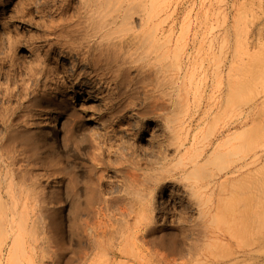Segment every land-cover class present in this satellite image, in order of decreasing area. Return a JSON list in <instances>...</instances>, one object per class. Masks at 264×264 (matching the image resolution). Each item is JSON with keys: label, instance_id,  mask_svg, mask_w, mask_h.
Returning <instances> with one entry per match:
<instances>
[{"label": "rangeland", "instance_id": "obj_1", "mask_svg": "<svg viewBox=\"0 0 264 264\" xmlns=\"http://www.w3.org/2000/svg\"><path fill=\"white\" fill-rule=\"evenodd\" d=\"M263 238L264 0H0V264H264Z\"/></svg>", "mask_w": 264, "mask_h": 264}, {"label": "bare ground", "instance_id": "obj_2", "mask_svg": "<svg viewBox=\"0 0 264 264\" xmlns=\"http://www.w3.org/2000/svg\"><path fill=\"white\" fill-rule=\"evenodd\" d=\"M124 5V4H123ZM121 7H122V5H121ZM144 17V16H143ZM120 18V17H119ZM118 19V18H117ZM120 20V19H119ZM117 21V20H116ZM115 23V22H114ZM110 26H111V24H110ZM166 26V25H165ZM168 26V25H167ZM166 26V27H167ZM165 28V27H164ZM163 30H165V29H163ZM133 37H134V35H133ZM133 41V40H132ZM214 142V141H213ZM212 148V147H211ZM178 150V149H177ZM204 152V151H203ZM205 153H206V151H205ZM205 155V154H204ZM202 157H204V156H202ZM201 158V157H200ZM199 158V159H200ZM198 159V158H197ZM202 159V158H201ZM186 167V166H185ZM184 171V170H183ZM173 175V174H172ZM159 182V181H158ZM158 184V183H157ZM147 200V199H146ZM150 209V208H149ZM141 223H143V222H141ZM160 224H161V222H160ZM111 226V225H110ZM134 226V225H133ZM140 226V225H139ZM144 226V225H143ZM103 227V226H102ZM129 227V226H128ZM137 227V226H136ZM134 228V227H133ZM142 228V227H141ZM144 228V227H143ZM142 228V229H143ZM90 229V228H89ZM126 229V228H125ZM137 229V228H136ZM133 230V229H132ZM126 231V230H125ZM143 231V230H142ZM145 231V230H144ZM135 232V231H134ZM130 233V232H129ZM90 234V233H89ZM92 234V233H91ZM143 234H144V232H143ZM130 235V234H129ZM226 235V234H225ZM90 236V235H89ZM136 236V235H135ZM133 238H134V236H133ZM226 239V238H225ZM264 239V238H263ZM130 241V240H129ZM133 241V240H132ZM92 242V241H91ZM134 242H135V240H134ZM232 242H233V240H232ZM130 243V242H129ZM235 243V242H234ZM112 245V244H111ZM130 245H131V243H130ZM114 246V245H113ZM147 246V245H146ZM137 247V246H136ZM135 247V248H136ZM93 248V247H92ZM116 248V247H115ZM138 249V248H137ZM142 248H140V250H141ZM143 250V249H142ZM119 251H120V249H119ZM133 251V250H132ZM136 251V250H135ZM134 252V251H133ZM145 252H147V251H145ZM110 253V252H109ZM124 254V253H123ZM261 254V253H260ZM3 255V254H2ZM127 256V255H126ZM135 256V255H134ZM262 256V255H261ZM126 258V257H125ZM167 258H168V256H167ZM170 258H172V257H170ZM260 258V257H259ZM261 258H263V257H261ZM151 259H152V257H151ZM88 260V259H87ZM129 260V259H128ZM171 260V259H170ZM207 260V259H206ZM214 260V259H213ZM134 261H135V259H134ZM126 262V261H125ZM110 263V262H109ZM108 263V264H109ZM143 263V262H142ZM124 264V263H123ZM134 264V263H133ZM140 264V263H139ZM176 264V263H175ZM212 264V263H211ZM216 264V263H215Z\"/></svg>", "mask_w": 264, "mask_h": 264}]
</instances>
